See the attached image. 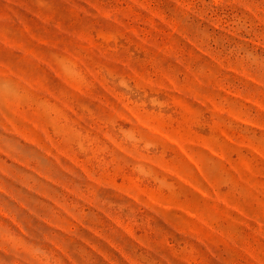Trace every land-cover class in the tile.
<instances>
[{
    "label": "rangeland",
    "instance_id": "1",
    "mask_svg": "<svg viewBox=\"0 0 264 264\" xmlns=\"http://www.w3.org/2000/svg\"><path fill=\"white\" fill-rule=\"evenodd\" d=\"M0 264H264V0H0Z\"/></svg>",
    "mask_w": 264,
    "mask_h": 264
}]
</instances>
